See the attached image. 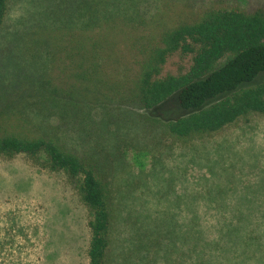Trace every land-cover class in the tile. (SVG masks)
<instances>
[{
	"label": "rangeland",
	"instance_id": "rangeland-1",
	"mask_svg": "<svg viewBox=\"0 0 264 264\" xmlns=\"http://www.w3.org/2000/svg\"><path fill=\"white\" fill-rule=\"evenodd\" d=\"M236 4L264 0H8L0 27V131L35 134L60 123L77 151H89L94 139L123 151L112 173L119 209L110 264H264V115L186 143L135 120L105 137L98 128L107 118L103 104L72 91L80 104L74 109L71 90L52 97L44 87H86L82 68L63 52L69 40L85 47L91 37L97 48L113 41L121 55L114 74L126 71L129 81L144 42L207 8ZM70 30L75 35L66 38ZM190 64L191 55L175 51L162 74ZM176 112L172 101L149 111L163 119ZM89 218L62 172L23 154L0 155V264H88Z\"/></svg>",
	"mask_w": 264,
	"mask_h": 264
},
{
	"label": "trees",
	"instance_id": "trees-1",
	"mask_svg": "<svg viewBox=\"0 0 264 264\" xmlns=\"http://www.w3.org/2000/svg\"><path fill=\"white\" fill-rule=\"evenodd\" d=\"M7 8L8 0H0V27ZM73 35L75 32L70 30L66 38ZM148 41L141 43L139 65L127 81L126 71L114 74L121 55L113 52V41L97 48L100 42L91 37L83 41L85 47L69 40L63 52L68 49L70 54L65 52V56L82 68L79 75L88 83L79 91L68 85L58 90L46 81L47 96L71 90L83 94L90 104H103L107 118L98 128L105 137L131 129L135 120L149 130H157L162 137L186 143L251 114L264 115L263 5L212 6ZM175 51L191 55V64L186 71L163 75V65ZM109 65L113 67L112 74H106ZM114 98L117 100L112 101ZM168 101L176 107L173 117L163 119L149 113ZM67 103L74 109L80 107L73 92L68 94ZM130 118L131 123L123 122ZM58 126L60 123L45 124L35 134L0 131V155L23 154L42 167L62 172L89 212L88 264H110L112 229L119 209L112 173L116 168L114 159L123 151L112 150L99 139L93 140L89 151H77L65 143V133Z\"/></svg>",
	"mask_w": 264,
	"mask_h": 264
}]
</instances>
